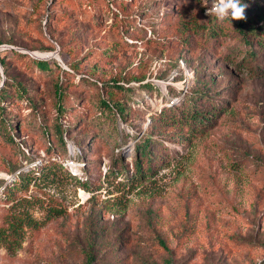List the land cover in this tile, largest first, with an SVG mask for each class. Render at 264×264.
Listing matches in <instances>:
<instances>
[{
  "label": "rangeland",
  "instance_id": "1",
  "mask_svg": "<svg viewBox=\"0 0 264 264\" xmlns=\"http://www.w3.org/2000/svg\"><path fill=\"white\" fill-rule=\"evenodd\" d=\"M111 1L0 0V91L27 90L12 98L11 126L0 122V226L16 211L2 191L21 171L54 160L89 184L60 172L31 184L29 198L66 215L27 229L16 251L1 248L0 264H87L88 255L93 264H264V49L254 44L259 69L227 62L245 44L232 34L202 35L212 0H115L114 8L126 3V12L115 9L132 26L120 32ZM249 15L264 23V12ZM34 58L57 61L67 75L42 72ZM111 82L132 89L113 97L130 111L117 117L114 134L102 128L98 107ZM188 97L221 111L204 133L155 116ZM59 123L69 131L66 147L53 138L47 149L43 130ZM147 137L157 140L161 161L154 174L136 177ZM28 211L45 218L39 206L18 210Z\"/></svg>",
  "mask_w": 264,
  "mask_h": 264
},
{
  "label": "trees",
  "instance_id": "2",
  "mask_svg": "<svg viewBox=\"0 0 264 264\" xmlns=\"http://www.w3.org/2000/svg\"><path fill=\"white\" fill-rule=\"evenodd\" d=\"M112 3H115V0L111 1V3L107 2V12L113 20L112 26L114 25V27H116L119 32L120 30H123L122 28L124 27L132 28V26H129L130 18H128V16L120 15L121 11H127L126 3L122 2L121 4H119L120 6H116L118 10H121L120 12L115 9L116 7L114 8L111 6ZM241 3L247 6L244 11V19L232 20L230 16L224 19H219L214 14H207V18L210 17L209 22L207 24H199L198 29L203 30L202 35H205L206 39L210 41L211 38L219 36L220 32L225 35H236V37L240 38V44H245V47L242 48V46H239L238 48H235L232 51L228 52L226 55L228 56L227 62L231 64L235 63V66L238 68H242L247 64H250L251 70H254L255 67L259 69L260 67L256 66V64L254 63V60L257 58L258 54L255 50L254 44L258 43L260 49H264V23H251L252 21L249 12L251 10L253 13H257L258 15L261 14V11L264 12V0H241ZM258 17L259 20L264 21L263 15ZM194 27L197 28V26ZM157 43L159 44L158 41ZM243 51L245 53H243ZM33 62L35 63L37 69L41 70L42 72L50 73L51 71L57 69L60 71L62 70L63 74L67 75V72L62 69L59 63L55 60L34 58ZM256 73H258V71ZM18 87L20 88L18 89L17 96L10 97V94L7 90L0 91V122L3 125L11 126V120H8L7 116H10L11 114V111L9 109L12 107L13 99L16 98L17 100H20L23 98L25 92H27L24 86L21 85ZM144 88H148L149 90L153 91L157 87L152 83H147L144 85ZM131 90V88L126 87L119 82H111L103 86L102 92L108 93L109 98L105 99L101 95L98 107L100 116L104 118L100 119L102 120L101 123L104 126L102 128L109 129V127L111 126L110 128L112 134H114L117 129L115 127L117 117L126 120L128 114H130V111L127 109L126 105L120 100H114L113 97H116L118 94L127 96V94L131 92ZM194 94L195 93H193V95ZM64 95L65 92L63 90V84L61 82L60 84H57L56 99L58 112L62 114V117L64 116L63 113L66 109L64 107ZM195 96L199 95L195 94ZM176 109L177 107L166 108L155 116L160 120H172L173 125L184 124L187 125L190 129L196 130L200 133H204L212 127L217 116H219V114L221 113V111L218 109V106H213L209 109L196 107L194 97H188L186 101L179 107V110ZM107 121H109L108 124ZM12 130H14L13 127L8 128L9 138L12 142H15V137L11 135ZM53 131L47 127L43 130L45 139H47L49 144L47 149H51V147H53V144L51 143L53 138L57 139L56 144L58 147L59 145H62V147L65 148V135L69 133V131L66 128H63L62 124L60 123L53 128ZM156 145L157 140L153 137H147L139 142L138 159L135 164L136 177L145 176L148 172H152L154 174V169L152 166L153 163H155L159 159L161 161L160 156L156 153ZM58 147L57 149H59ZM22 154L25 157L24 152H22ZM122 167L123 166L119 168L121 174H123L124 172L122 171L125 170ZM15 171L16 168L13 169L12 172ZM57 172L66 174L70 178L75 179L78 182H82V185L86 188H88L89 186V184L86 182L87 180H84L83 177L76 175V173H74L72 169L64 167L62 163L54 160L45 162L44 165L39 169L33 168L28 170L27 172L21 171L15 177L14 181H12L11 184L7 185L2 191L7 202L13 203V208L16 211L14 213L7 214L8 218L5 222L6 225L0 226V249L3 247H7V249L11 252L16 251L17 249L21 248L22 243L25 239L27 229H39L54 220L63 218L66 215V212L60 206H50V204L44 203V201L38 196H34L33 198H29L27 196L31 184L36 183L40 178H42V180H48L50 176L55 175ZM35 206H39L45 213V218L43 220L34 218L29 211L25 213L18 212V210H20L21 208L33 209ZM94 261L95 256L88 255L87 264H93Z\"/></svg>",
  "mask_w": 264,
  "mask_h": 264
},
{
  "label": "clouds",
  "instance_id": "3",
  "mask_svg": "<svg viewBox=\"0 0 264 264\" xmlns=\"http://www.w3.org/2000/svg\"><path fill=\"white\" fill-rule=\"evenodd\" d=\"M247 6L241 0H212V7L207 14H214L219 19L231 17L232 20L244 19V11Z\"/></svg>",
  "mask_w": 264,
  "mask_h": 264
},
{
  "label": "water",
  "instance_id": "4",
  "mask_svg": "<svg viewBox=\"0 0 264 264\" xmlns=\"http://www.w3.org/2000/svg\"><path fill=\"white\" fill-rule=\"evenodd\" d=\"M37 58H40V57H37Z\"/></svg>",
  "mask_w": 264,
  "mask_h": 264
}]
</instances>
